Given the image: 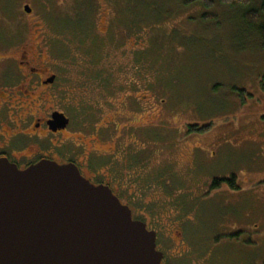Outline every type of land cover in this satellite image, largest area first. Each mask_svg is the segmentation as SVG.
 I'll return each instance as SVG.
<instances>
[{"label": "rangeland", "instance_id": "374dc122", "mask_svg": "<svg viewBox=\"0 0 264 264\" xmlns=\"http://www.w3.org/2000/svg\"><path fill=\"white\" fill-rule=\"evenodd\" d=\"M185 1L0 0L6 122L70 118L22 136L26 155L56 147L107 182L166 264H263L264 48L241 6ZM233 174L238 191L211 188Z\"/></svg>", "mask_w": 264, "mask_h": 264}, {"label": "water", "instance_id": "95a60500", "mask_svg": "<svg viewBox=\"0 0 264 264\" xmlns=\"http://www.w3.org/2000/svg\"><path fill=\"white\" fill-rule=\"evenodd\" d=\"M23 10L31 12L28 5ZM67 122L55 112L48 123L55 130ZM162 258L155 231L75 165L42 161L19 171L0 159V264H161Z\"/></svg>", "mask_w": 264, "mask_h": 264}, {"label": "flooded vegetation", "instance_id": "af4514ba", "mask_svg": "<svg viewBox=\"0 0 264 264\" xmlns=\"http://www.w3.org/2000/svg\"><path fill=\"white\" fill-rule=\"evenodd\" d=\"M23 6H25V5H23ZM2 47L3 46H0V50L2 49ZM2 57H6L7 59H9L8 56H4L3 54L0 53V159H7L9 162L15 164V166L17 167V169L19 171H22V170L28 168L29 166L37 164V163L42 162V161H49V162L52 161V162L57 163L58 165L73 164L76 166L77 170L79 171V174L83 178L88 180L90 184H93L94 186L105 185V186L109 187V189L112 191V194L118 198V200L120 201L121 204H124L122 202V200L120 199V197L110 188V186L107 182H105L103 179H95L94 177L86 176L83 172L82 167L75 161L74 158H70V157L68 158L66 156H60L59 153L56 151V147L52 146L51 151H47L48 153H40V154L34 153L32 150H29L30 154L26 155V151L28 149L26 148L27 145L21 144V137L22 136H26V137L28 136V138L40 137V135L38 133H36V131L39 130L41 127L45 128V131H46L45 135L50 134L51 136H59L67 130V127L69 126L71 120L62 112L53 111L50 113V115H48L44 119H42V118L36 119V121L34 123H32L30 128H29L32 130V132L26 133L24 131V130H26V127L21 126L17 132H13L10 134L9 125L6 122L5 111H4V107H3L6 105L5 103H7V102H4L3 99H4V93H5V90L7 87L6 84L8 82V76H6L5 74L3 75V72L5 69H3L4 65L2 63V61H3ZM52 76H54L53 81L51 83L47 82V80ZM55 78H56V75L51 74L49 77L41 80L40 84L47 87L49 85L54 84ZM55 112L62 113L68 119V122L63 128H55V130H53L50 128V125L48 122L51 121L52 114ZM53 127H55V126H53ZM39 149H40V146H39ZM236 177H237V175L233 174V175H230L228 178H225V179H213L211 181L212 182L211 188H219L222 185V183H225L228 187H230L229 189L232 192L238 191L239 188H242V187L240 184L234 182V180H235L234 178H236ZM248 183L249 182H247L246 184L248 185ZM252 184L254 185L253 188L256 187V188L260 189V198H262V200H264V178H261L260 180H258L257 182H254ZM130 210H131V208H130ZM131 216L133 219H136L133 215L132 210H131ZM146 227H147V225H146ZM237 229H239L238 230L239 232L242 231L240 228H237ZM257 229H258V227H257ZM261 232H259V233H261ZM260 237H264V232L261 233L259 238ZM253 242L258 244L257 239H255ZM156 249H157V244H156ZM161 264H166L164 262L163 258L161 260ZM263 264H264V259H263Z\"/></svg>", "mask_w": 264, "mask_h": 264}, {"label": "trees", "instance_id": "16d2710c", "mask_svg": "<svg viewBox=\"0 0 264 264\" xmlns=\"http://www.w3.org/2000/svg\"><path fill=\"white\" fill-rule=\"evenodd\" d=\"M200 2L205 7H211L214 3L213 0H186V4ZM220 4H225L229 6L238 5L243 8V12L241 14V18L243 23L254 30L260 40L261 46L264 48V0H260L258 7H251L252 0H217ZM261 88L264 92V79L261 81ZM209 128L208 125L198 126V125H189L188 131H196V132H205Z\"/></svg>", "mask_w": 264, "mask_h": 264}]
</instances>
